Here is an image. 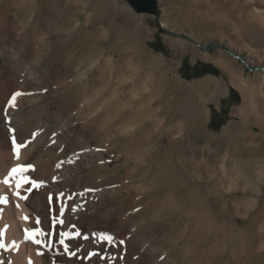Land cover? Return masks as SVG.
<instances>
[{"label":"rangeland","instance_id":"rangeland-1","mask_svg":"<svg viewBox=\"0 0 264 264\" xmlns=\"http://www.w3.org/2000/svg\"><path fill=\"white\" fill-rule=\"evenodd\" d=\"M262 1L158 0L159 22L175 33L170 35L160 31L154 15L136 13L125 0H0V49L19 53L7 69L32 64L42 106L71 119V129L99 146L108 162L99 169L97 159H83L88 174L74 187L105 190L96 205L109 222L91 221L87 228L104 231L111 240L99 247L90 238L82 246L73 236L65 251L59 246L61 234L69 235V221L61 223L58 213L55 246L42 240L49 263L264 264L258 260L264 258V20L254 14L255 6L264 12ZM53 30L58 37L47 38ZM13 35L16 40L9 38ZM114 52L139 63L137 55L146 52L166 66L155 115L131 112L149 102L143 91L131 102L132 76L117 82L106 64ZM98 60L108 66L109 85L98 83L92 92L100 91L102 101L93 97L94 109L79 115L60 93L86 70L94 77ZM4 65L0 58V69ZM120 99L127 104L121 113ZM88 122L108 131L104 140L83 128ZM6 170L4 178L12 172ZM62 183L61 206L68 186ZM119 221L130 225L133 238L116 235ZM117 245L123 247L116 255ZM145 248L156 257L146 255ZM140 255L145 258L136 261ZM0 264H12L10 257Z\"/></svg>","mask_w":264,"mask_h":264},{"label":"bare ground","instance_id":"bare-ground-1","mask_svg":"<svg viewBox=\"0 0 264 264\" xmlns=\"http://www.w3.org/2000/svg\"><path fill=\"white\" fill-rule=\"evenodd\" d=\"M261 2L263 1L261 0ZM254 11L255 16L261 17L264 20V12L259 7L255 6ZM48 35L49 37L47 38L51 39L58 37V34L54 30L49 31ZM9 38L16 40L15 35ZM50 40L48 39V41ZM50 45L52 44L50 43ZM21 55L20 57H23ZM138 56L140 63L135 61L136 58L134 60L132 58L127 62L124 54L116 55L114 52L106 64L110 68H114L113 72L114 76L117 77V82H120L126 74L132 76L133 93H130L131 102H133L132 98L135 97L137 92H144V100L149 103L145 104L143 109L133 108L131 112L152 115L158 109L154 108L156 89L162 87L165 83L166 66H163L159 62V64L156 63L158 58L146 52H142L141 56ZM18 57L19 53L15 50L1 47L0 58H2L5 65L0 69V80L3 81V83L0 82V261L8 255L12 264H52L46 260L47 252L42 244V240L45 241L46 247L53 248L55 246L53 231L56 227L54 223L55 215L58 213L60 216L62 212L60 216L62 221H69V235L62 237L59 247H63L65 251L68 250L72 246L69 237L73 236L79 238L82 246L90 238H95V242L99 247L105 245L107 234L104 231L96 233L94 232V228H87V223L91 221L97 222L100 219L104 223L109 222V219H105L101 215L103 213L101 212L102 208L100 205H96V201L103 200L105 190L101 188L91 191L81 187H77L76 189L74 184L78 177L80 178L88 174V171H84L82 168L83 159H97L99 161V169L105 168L108 162L105 159V154L99 151V146L88 140L84 134H77L75 129H71V119L64 121L62 116L52 114L48 106H42L43 96L40 94V89L36 84L38 74L36 75V72H33L35 68L32 64L29 63L30 66L32 65L31 67L18 66L19 68L14 69L16 71H11L12 68L10 70L7 69L10 59H17ZM14 64L10 66L12 67ZM106 64H102L98 60V67L100 69L98 68V71L95 70L94 77L89 76L90 69L86 70L79 75L75 82L76 84L69 85L60 93L67 104L75 106V109H78L79 115L84 109L85 112L94 109V104L92 105L93 101H97L98 99L102 101V97L104 96L100 94V91H92H94V87L98 83L102 81L105 84L107 83L109 77L107 76L108 66ZM77 81L80 82L78 83L79 85H77ZM18 84H20L19 88H17ZM108 85L109 81L106 86ZM30 86L34 88V94L28 92ZM17 89L20 90L16 92V94H20L18 96L14 94ZM12 94H14L15 100L12 99L14 97ZM93 97H95V100ZM28 103L32 105L29 115L21 118V111L25 109ZM125 105L127 104L122 103L121 99L119 101L116 100V106L120 113L124 112V108L127 107ZM22 128H26L23 133L21 132ZM83 128L94 129L95 134L102 140L105 139L108 133L107 130L95 127L90 122L85 123ZM126 128L124 127L125 130ZM133 134L132 132L130 135ZM72 143L75 144L72 145ZM46 153L48 155L50 153L51 157L46 159ZM214 158L216 159L217 157L215 156ZM244 166L242 165V169H246ZM9 167L12 170L17 169V172L13 173L12 171L11 174L4 178L3 173ZM215 171L216 169L212 170V172ZM34 176L36 179H34ZM62 182H67L68 186L66 185L67 189L65 192L67 202L61 206L59 204L61 201L59 200H63L64 197L59 199L58 194L62 193L59 190ZM33 189L42 191L43 193L34 195ZM29 203L35 210L31 208ZM85 228L89 230V234H87ZM117 228L121 231V233L116 232L118 237L120 235H128L129 239L134 234V230L130 228V225L126 221L117 222ZM238 231L239 237H245L246 230L241 228ZM30 233H37V235L29 238ZM34 240H38L39 243L34 242ZM121 247L123 246H114V253L116 255L119 253V249L122 250ZM145 254L154 258L156 257V254L150 248H145ZM120 256L119 258H122ZM144 256H137L136 261L145 258ZM258 260L264 262V258Z\"/></svg>","mask_w":264,"mask_h":264},{"label":"water","instance_id":"water-1","mask_svg":"<svg viewBox=\"0 0 264 264\" xmlns=\"http://www.w3.org/2000/svg\"><path fill=\"white\" fill-rule=\"evenodd\" d=\"M130 7L138 14H151L156 17V23L160 31L174 35L175 33L162 28L159 22V3L158 0H125Z\"/></svg>","mask_w":264,"mask_h":264},{"label":"snow or ice","instance_id":"snow-or-ice-1","mask_svg":"<svg viewBox=\"0 0 264 264\" xmlns=\"http://www.w3.org/2000/svg\"><path fill=\"white\" fill-rule=\"evenodd\" d=\"M16 95L18 96V95H20V94L17 93ZM12 99L15 100V96H14ZM21 147H22V145H21ZM12 171H13V173H16V172H17V169H13ZM21 171H22V170H21ZM5 182H7V181H5ZM61 215H62V212H61ZM61 223H63V221H61ZM36 235H37V233H30V234H29V238H33V237H35ZM61 235H62V237H63V236H65V235H67V234H66V233H62ZM106 239L111 240V237H107ZM34 242L39 243L38 240H34Z\"/></svg>","mask_w":264,"mask_h":264}]
</instances>
